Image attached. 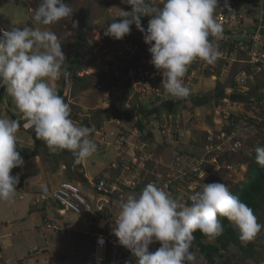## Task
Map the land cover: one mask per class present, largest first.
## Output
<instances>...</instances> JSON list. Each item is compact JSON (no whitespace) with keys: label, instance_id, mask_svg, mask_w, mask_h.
I'll return each mask as SVG.
<instances>
[{"label":"clouds","instance_id":"1","mask_svg":"<svg viewBox=\"0 0 264 264\" xmlns=\"http://www.w3.org/2000/svg\"><path fill=\"white\" fill-rule=\"evenodd\" d=\"M122 3L131 6V10H121L120 16L116 13L114 18L122 19L108 24L104 36L121 40L135 25L143 34L144 43L149 45V63L162 74L164 94L187 98L191 90L185 86L183 78L187 70L190 73L189 65L197 59L213 65L221 57L217 42L223 38V25L214 15L219 0H162V7L154 6L152 0H122ZM224 7L229 8L228 0ZM145 16L150 17L146 29L141 24V17ZM72 17L73 10L65 0H39L33 16L38 27L12 26L10 30L0 27V88L22 114L26 121L24 127L34 129L36 138L43 140L50 152L68 150L75 166L97 151L92 138L95 129L73 122L70 105L53 86L61 75L67 80L70 73L62 71L67 60L62 43L46 27L70 18L72 28H77L78 21ZM258 27L259 20L250 35ZM226 97L230 99L229 94L223 99ZM142 109L146 110V115L149 109ZM138 114L143 115L135 110L128 116H137L139 120ZM158 114L161 116L162 112ZM169 115L174 117L169 119ZM164 117L176 123L175 113L167 112ZM19 128L18 120L0 118V202L15 199L19 176L11 172L25 163L17 150ZM254 151L256 163L264 168V148L256 147ZM224 159L232 163L227 157L221 158L220 163ZM41 188L43 196H47L46 186L41 185ZM187 201L190 203L173 198L155 183H148L139 195H129L120 203L112 234L136 258V264H198L197 255L192 251L193 234L200 231L212 240L223 235L220 218L234 225L245 247L264 229L253 210L224 183H204L202 190L187 196ZM156 242L160 246L150 251V245Z\"/></svg>","mask_w":264,"mask_h":264},{"label":"crops","instance_id":"2","mask_svg":"<svg viewBox=\"0 0 264 264\" xmlns=\"http://www.w3.org/2000/svg\"><path fill=\"white\" fill-rule=\"evenodd\" d=\"M228 5L227 10L235 22L241 23V27H232L233 32L237 33L242 29H246L247 32L253 27L256 29L258 20L264 17V0H228ZM257 7L260 9L258 14H255L254 9ZM19 22L20 20L15 19L14 26L23 27ZM224 49L229 53L232 51V45L228 43ZM232 57L237 60L235 53ZM238 61L244 62L240 59ZM226 65L222 68V75L227 76L231 64ZM131 70L132 74L134 72L130 68L129 75ZM77 73L76 78L84 77L82 71ZM202 73H195L194 76L189 72L185 73L184 84L191 90V94L185 99L165 95L163 89L151 81L146 84L148 92L151 93L148 97L154 100L160 95L165 97L164 100L175 102L173 113L180 114L181 117L173 124L175 126L181 123L176 126L175 138L171 137V128L166 125H156L153 129L151 127L144 130L145 127L137 116L127 118L128 115L124 111L130 108V105L126 104L123 107L121 103L120 95L123 89L115 93L113 99L107 101H102L100 97L94 100L84 91L79 93L80 101H75L74 98H67L66 91L64 92L65 102L71 108L70 118L73 122L95 129L92 138L97 145V151L79 165L74 166L73 157L68 150L52 153L40 139L38 146H35L34 129L22 128L21 130L27 132H17V150L20 151L25 163L11 172L12 175L19 176L15 199L11 202H0V264H85L92 257L95 236L109 231L118 217L122 201L129 195H139L148 183H154L170 173L177 154L202 155L198 135L219 126L218 108L217 106L207 108L205 104L196 106L194 98L205 96L208 103L209 97L213 94L215 100L223 101V98L215 95L217 84L213 78L215 76L207 77ZM256 80L258 81L259 77ZM131 83L133 84V81ZM229 88L223 89L225 94L233 93ZM140 89L130 85L131 95L127 99L130 100L135 94H140ZM152 93L156 96L153 97ZM159 104L160 102L157 103ZM182 104L184 108L180 111L179 105ZM187 111H191L192 116L189 117ZM161 112H164L162 117L165 121H170L164 117L167 112L164 110ZM144 115L143 117H146ZM160 117L159 114V119ZM20 121L21 117L19 123ZM150 122L153 125L157 124V121ZM166 150H172L174 154L171 164H167V160L164 159ZM133 158L137 159V163H132ZM149 160L154 161L151 163L154 165L152 169L147 166L146 162ZM125 165L130 167L129 171L125 169ZM165 165L170 168L168 173L155 172V169L161 171ZM131 176L137 179L135 188H131L124 181ZM100 178L107 181L106 192H97L94 189ZM63 181H70L80 188L90 202L92 209L90 213H75L59 205L53 191ZM41 185L47 188L48 194L45 199L40 198L43 192ZM170 195L176 199L182 198L175 189ZM100 202L103 203V207L98 209L97 205ZM155 250L156 248L150 245V251ZM103 254L105 255L103 264H136V258L121 246L118 240L109 242Z\"/></svg>","mask_w":264,"mask_h":264},{"label":"rangeland","instance_id":"3","mask_svg":"<svg viewBox=\"0 0 264 264\" xmlns=\"http://www.w3.org/2000/svg\"><path fill=\"white\" fill-rule=\"evenodd\" d=\"M152 2L154 6L162 7V0H152ZM224 2L225 0H219V7H217L215 13L222 11L224 15L231 17L232 14L224 7ZM38 3L39 0H0V25L12 27L16 24L15 19H18L20 20L19 23H21L23 27H38L33 20L34 11ZM65 3H68L73 10L72 20L78 21L77 28H72L70 18L63 19L56 24L46 27L53 31L62 43V51L67 58L62 71H67L68 64L74 58L76 53L80 54L82 64L79 71L84 73V77L81 78L82 80H77L75 76L71 77V72H69L70 76L68 77L67 84L68 89H65L67 98H74L75 101H80L79 93L84 91L88 97L92 96L91 98L94 100L100 97L102 101H107L109 99H113L115 93L123 89L125 92L122 91V94L120 95L123 107H125L126 104H129L130 108H134L136 110V113H138V104L146 109L159 107L160 105H157V103L161 101L163 102L165 97H157L153 93V97L156 96V99L153 100L152 97H148L151 93L148 92L149 90L145 86L147 81H143L140 85H137L141 88L140 94L137 93L130 100L127 99V97L131 95L130 85H133L131 83L133 75L130 76L128 74V70L131 68L134 71H138L139 68H141L143 70H147L149 73L155 71L154 66L149 63L151 59V55L148 52L149 45L144 43L143 34L137 30L135 25H132L131 33L126 35L121 40H115L104 36V31L108 24L113 22L114 19L117 21L122 19L121 17L114 18L115 14L119 13L120 16L121 10L130 11L131 6L122 3V0H65ZM259 9V7L254 9L255 14H258ZM149 19L150 17L147 16L141 17V24L145 29L147 28ZM85 20L87 21V27L81 31V24ZM232 23V25L230 24L224 27L223 38L217 42L219 49H224L226 44L230 43L237 59L235 61H231V66L229 67L227 76L222 75V68L225 62L220 59H218L215 64L209 65L207 68L205 67L203 71L200 70V72H203L202 74L207 77L212 75L215 76L213 78L216 79V82L220 84L222 89L225 87L238 88L241 90L239 92L243 95L247 94V96H254L260 100H264V71L256 73L247 62V52L236 46L238 40L248 39L250 34L255 29L254 27L250 28L247 32H245L246 29H242L236 33L233 32L231 28L233 26L241 27V23L235 22V20L234 22L232 21ZM248 23L250 24V21H248ZM82 39L85 41V44H82ZM127 46L133 48L132 50L134 52L124 51ZM118 51H123L122 55L119 56L117 54ZM238 59L244 60L245 63L238 61ZM226 66H228V64ZM242 70L252 76V78L247 77L246 79L245 85L248 90L245 91L235 82L236 76L240 74ZM257 77H259L258 81L256 80ZM63 81L64 77L61 75L59 80L53 82V86H55L56 91H58V88L62 85ZM150 81L152 84H155L163 89L160 77ZM143 89H146L147 92ZM140 95H145L147 97H142ZM247 96L245 95L244 98L240 100L224 102L219 99L215 100L212 94L209 97V102L205 104V107L215 108L217 106L218 122L223 120V110L231 113L232 118L235 120H239L245 115L243 111L250 112V105L245 101ZM179 106V110L181 111L184 106L183 104ZM162 113L164 114V112ZM252 113L260 115L261 117L264 116V106H260L257 110L252 111ZM138 115L139 122H142V125L145 127L144 130L151 127L153 129L156 125H166L171 128L170 135L173 138L177 135L176 126L181 125L180 123L174 126V121H165L162 114L159 119L158 113L157 117L150 114L144 115L146 117H143V115L140 116V114ZM20 117L21 113L16 108L11 97H9L6 91L3 90L0 94V118L19 121ZM150 121L154 123L157 121V124H150ZM21 129L22 127L20 124L18 132H27ZM198 138L200 139V147L203 149L206 146V133H201L198 135ZM263 141L264 121L261 124V128L257 132L245 133L240 149L227 156L229 159L228 161H232L233 163L232 169H227L225 167L214 169L212 166L208 165L207 168L211 171V175L204 178V181H200V184L203 186L204 183H224L229 187L231 193L234 195L252 176L249 168L252 163V157L255 154L254 149L256 147H260ZM166 152V158L164 157V159L167 160V164H171L174 154L172 150H166ZM153 162L154 161L150 162V160L146 162L147 166L151 169L154 167V165L151 164ZM241 163L244 164L245 168L240 166ZM164 167L159 172L155 169V172L163 174L168 173L170 170L169 166L165 165ZM254 215L257 217L258 223L264 224V202H262L260 208ZM205 241L215 243V239L212 240L208 238ZM253 241L255 243V250L252 256H245L235 245L230 244L226 250H223L221 254L215 256L216 264H264V229L257 234V237ZM192 251H194L197 255L198 264H210L196 247H193Z\"/></svg>","mask_w":264,"mask_h":264},{"label":"built area","instance_id":"4","mask_svg":"<svg viewBox=\"0 0 264 264\" xmlns=\"http://www.w3.org/2000/svg\"><path fill=\"white\" fill-rule=\"evenodd\" d=\"M263 14V13H262ZM218 21L226 27L227 25H232L234 17H229L223 14V12L214 13ZM264 26V17L259 19V27L249 36V39L245 42L239 40L236 43L241 50H245L248 55L247 62L250 64L256 73L264 71V34H261L259 29ZM10 30L8 27H3ZM133 48L126 47L124 51H133ZM221 57L219 59L224 61H234L233 50L231 52L225 51V49H220ZM134 52V51H133ZM123 51H118L117 54L122 55ZM233 58V60L231 59ZM228 63L231 64V63ZM209 65L202 60L193 61L188 69L192 76L195 75L197 71L204 70ZM188 72V70H187ZM156 77L163 79L162 74L155 69V71L149 73L147 70L139 68L138 71L133 72L132 81L133 85H140L143 81L148 82ZM247 77L252 78L245 71H241L235 78L236 84L242 88L244 91L248 90L245 85ZM146 82V83H147ZM3 88H0V94L3 92ZM229 91L239 92L238 88L230 87ZM224 102H230L229 97L223 99ZM245 101L250 105V112H244L242 119L235 120L232 118L231 113L223 110L222 118L218 122L219 126L215 129H210L206 131V146L203 148V153L200 156H188L184 154H177L174 159L173 169L165 177H161L158 181L154 183L161 188H164L169 194L175 189L177 192L182 194V199L187 201V196L194 192L202 190L203 186L200 184V180L210 176V172L207 170V165L212 164L217 169L225 167L227 169L233 168V163L226 162L225 159L220 163V159L227 157L229 154L237 152L242 146V140L245 133L257 132L261 128V124L264 121V116H260L252 113V111L257 110L260 106H264V100H260L254 96L246 97ZM252 110V111H251ZM241 112V111H240ZM187 115L192 116L191 111H187ZM240 116V115H237ZM174 115H169L168 118L172 119ZM175 118L179 120L180 114H176ZM22 128L25 130H31L32 128H25L24 124L26 121L22 118ZM132 163H137V159H132ZM242 168H245L244 164H240ZM125 169L128 171L130 167L125 165ZM126 184L131 188L137 186V179L135 176L130 178H125ZM107 181L104 178H100L94 185V189L97 192H106L108 190ZM53 196L57 202H59L65 209L71 210L75 213H90L91 206L87 197L81 192L80 188L70 181L61 182L56 189L53 191ZM43 192L40 194L41 199H45ZM103 203H98L97 208L101 209ZM111 225L107 233H99L95 236L94 249L92 251V257L86 261L85 264H103L105 262V255L103 254L109 242H117V238L112 234ZM160 246L159 242L152 244V248H158Z\"/></svg>","mask_w":264,"mask_h":264},{"label":"trees","instance_id":"5","mask_svg":"<svg viewBox=\"0 0 264 264\" xmlns=\"http://www.w3.org/2000/svg\"><path fill=\"white\" fill-rule=\"evenodd\" d=\"M87 27V21H83L81 24L80 30L83 31ZM82 36V35H81ZM82 44H85V41L81 40ZM82 64L80 54L76 53L74 58L69 62L67 67V72H71V77L75 76L77 71L80 69ZM78 78V77H77ZM81 78H78L80 80ZM68 84V79L62 82V85L58 88L57 93L66 98L64 95L65 89ZM215 95L223 98L225 92L221 89L220 84L217 83L215 87ZM176 104L173 100L163 101L161 106L147 110L146 114H155L160 113L161 110H165L168 113L174 111ZM127 118H132L133 116H126ZM21 124V122H20ZM35 146H38L39 139L36 138V134L33 135ZM264 148V141L260 145ZM250 171L252 176L249 180L239 189L234 196L238 197L242 202H244L248 207L253 210V213L260 208L262 202H264V168L260 167L256 163V153L252 157V163L250 165ZM221 223L224 227L223 235L215 238V243L206 242L208 239L200 231H196L194 235V240L192 242V248L196 247L200 253L203 254L205 259L210 264H216L215 256L221 254L223 250H226L230 244L235 245L245 256L250 257L254 253L255 243L254 241L250 242L246 247L242 246L238 238V230L234 225L229 222L226 218H220Z\"/></svg>","mask_w":264,"mask_h":264},{"label":"water","instance_id":"6","mask_svg":"<svg viewBox=\"0 0 264 264\" xmlns=\"http://www.w3.org/2000/svg\"><path fill=\"white\" fill-rule=\"evenodd\" d=\"M260 33H261V34H264V27H262V28L260 29ZM130 75H132V70L130 71ZM242 97H243V95L240 94V93H232V94H230V99H231V100H240V99H242ZM206 103H207V98H206L205 96H196V97L194 98V104H195L196 106H202V105H204V104H206ZM138 111H139V113H141V114H144V113L146 112L145 110L142 109V106H141V105L138 106ZM134 112H135L134 109H126V110L124 111V113H125L126 115H133ZM59 205H61V204L59 203ZM61 206H62V205H61Z\"/></svg>","mask_w":264,"mask_h":264}]
</instances>
